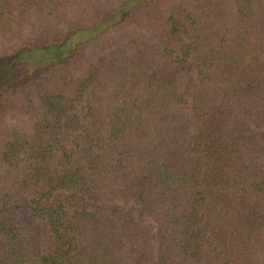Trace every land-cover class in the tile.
I'll use <instances>...</instances> for the list:
<instances>
[{"label": "trees", "instance_id": "trees-1", "mask_svg": "<svg viewBox=\"0 0 264 264\" xmlns=\"http://www.w3.org/2000/svg\"><path fill=\"white\" fill-rule=\"evenodd\" d=\"M0 47V264H264V0H0Z\"/></svg>", "mask_w": 264, "mask_h": 264}, {"label": "rangeland", "instance_id": "rangeland-1", "mask_svg": "<svg viewBox=\"0 0 264 264\" xmlns=\"http://www.w3.org/2000/svg\"><path fill=\"white\" fill-rule=\"evenodd\" d=\"M9 45H10V43H8V42H4V44H3V49H4L5 47L9 46ZM3 49L0 47V54H1V52L3 51Z\"/></svg>", "mask_w": 264, "mask_h": 264}]
</instances>
